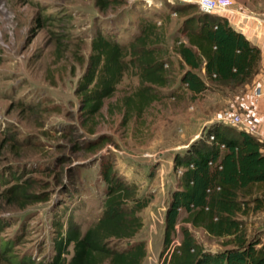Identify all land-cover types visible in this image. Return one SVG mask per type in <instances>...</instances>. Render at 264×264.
I'll return each mask as SVG.
<instances>
[{"label":"rangeland","instance_id":"rangeland-1","mask_svg":"<svg viewBox=\"0 0 264 264\" xmlns=\"http://www.w3.org/2000/svg\"><path fill=\"white\" fill-rule=\"evenodd\" d=\"M120 1L101 10L95 0H0V264H46L70 216L83 232L98 219L105 197L101 158L112 161L118 174L135 181L138 194L149 198L132 240L146 244L141 264H161L165 210L180 175L173 170L174 154L219 117L236 129L226 119L232 112H254L264 133V49L258 73L248 83L208 81L210 89L193 95L180 83L183 69L174 46L183 37L184 20L200 13L196 3ZM232 1L233 8L264 17V0ZM187 4L193 7L186 13L173 10ZM143 20L158 25L172 61L171 83L155 87L158 99L137 114L131 99L130 109L125 102L138 91V76L131 69L100 112L86 118L75 87L92 37L104 32L128 43ZM99 137L102 143L89 148L88 142ZM33 194L48 198L29 202ZM184 216L176 226L175 244L184 225L205 249L222 247L223 239L183 223ZM240 218L250 236L264 241V211ZM125 242L112 240L118 249ZM72 253L69 245L64 256L69 259Z\"/></svg>","mask_w":264,"mask_h":264},{"label":"trees","instance_id":"trees-1","mask_svg":"<svg viewBox=\"0 0 264 264\" xmlns=\"http://www.w3.org/2000/svg\"><path fill=\"white\" fill-rule=\"evenodd\" d=\"M121 2L95 0V6L105 10ZM192 7L178 5L173 10L182 14ZM183 25V37L176 40L174 50L183 69L180 83L191 94L210 89L208 81L246 84L258 73L260 48L226 19L200 12L188 16ZM157 27L155 21H141L128 43L104 32L92 37L84 71L75 87L79 109L86 118L100 112L105 99L115 93L131 69L138 76V91L134 97H125V102L130 109L131 99L137 114L158 99L155 87L171 83L172 61L166 56ZM203 132L173 157V170L181 169V173L165 210L161 264H264V241L250 236L240 218L264 211V140L220 121L212 122ZM99 138L88 142V147L100 145L103 140ZM99 174L105 183L100 216L84 232L70 216L65 231L59 229L53 256L46 264L142 263L146 244L132 239L142 227L139 213L149 198L140 196L137 183L119 175L109 159L101 158ZM47 198L33 194L29 202ZM181 213L185 214L183 223L223 239L222 247L205 249L184 225L179 226L180 239L175 244L173 236ZM112 240H125V246L118 249ZM69 245L73 253L67 259L64 253Z\"/></svg>","mask_w":264,"mask_h":264},{"label":"built area","instance_id":"built-area-1","mask_svg":"<svg viewBox=\"0 0 264 264\" xmlns=\"http://www.w3.org/2000/svg\"><path fill=\"white\" fill-rule=\"evenodd\" d=\"M192 2L196 3L200 12L208 14L217 13L221 18L226 19L227 22L234 27V29L236 28L245 38H247V33L250 34L252 32L253 28L257 29L258 26L259 28L264 26V17L259 18L257 16L249 15L248 13L245 14L241 10L233 8L232 0H192ZM150 3L151 0H144L143 2V4ZM262 34L264 35V33ZM255 95L257 97L260 95L259 90L255 91ZM249 112L244 113V115L239 112H232L226 119L237 128L246 129L250 133L263 137L264 135L258 129V118L255 116L254 112ZM223 118L224 117H219L217 118V121H220ZM212 139L213 136L210 135L209 140ZM221 147H223V145H221ZM178 172L181 173V169H178Z\"/></svg>","mask_w":264,"mask_h":264},{"label":"crops","instance_id":"crops-1","mask_svg":"<svg viewBox=\"0 0 264 264\" xmlns=\"http://www.w3.org/2000/svg\"><path fill=\"white\" fill-rule=\"evenodd\" d=\"M234 28V27H233ZM236 29V28H235ZM237 30V29H236ZM238 31V30H237ZM264 26L260 27L258 26L257 29H252V32L249 34L247 33V40L250 41L252 44L256 45L258 48H260L261 51L264 49ZM261 95V94H260ZM250 100V99H246ZM264 135V133H263ZM264 137V136H263Z\"/></svg>","mask_w":264,"mask_h":264}]
</instances>
